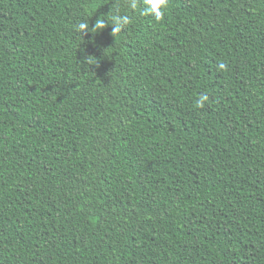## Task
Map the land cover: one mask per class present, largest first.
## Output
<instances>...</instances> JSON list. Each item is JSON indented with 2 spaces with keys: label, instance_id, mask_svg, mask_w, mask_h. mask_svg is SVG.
I'll return each instance as SVG.
<instances>
[{
  "label": "trees",
  "instance_id": "16d2710c",
  "mask_svg": "<svg viewBox=\"0 0 264 264\" xmlns=\"http://www.w3.org/2000/svg\"><path fill=\"white\" fill-rule=\"evenodd\" d=\"M117 2L0 0V264H264V0Z\"/></svg>",
  "mask_w": 264,
  "mask_h": 264
},
{
  "label": "clouds",
  "instance_id": "9594fccd",
  "mask_svg": "<svg viewBox=\"0 0 264 264\" xmlns=\"http://www.w3.org/2000/svg\"><path fill=\"white\" fill-rule=\"evenodd\" d=\"M169 0H123V6H125L131 13L139 16L151 17L154 21H162L165 14V9L168 7ZM121 3L118 2L113 6L108 15H111V23L104 18H98L92 28H89V21H81L76 25L77 30L82 34L89 31L99 32L107 26L111 27V34L115 35L120 33L126 26L132 23V16L127 13H121ZM107 15V16H108ZM219 67L223 69L224 64H220ZM206 97H201L198 100V106L203 107Z\"/></svg>",
  "mask_w": 264,
  "mask_h": 264
}]
</instances>
